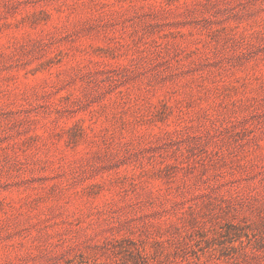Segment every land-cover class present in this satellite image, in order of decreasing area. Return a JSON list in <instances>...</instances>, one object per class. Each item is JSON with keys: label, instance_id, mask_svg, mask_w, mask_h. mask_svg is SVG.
Listing matches in <instances>:
<instances>
[{"label": "rangeland", "instance_id": "1", "mask_svg": "<svg viewBox=\"0 0 264 264\" xmlns=\"http://www.w3.org/2000/svg\"><path fill=\"white\" fill-rule=\"evenodd\" d=\"M0 264H264V0H0Z\"/></svg>", "mask_w": 264, "mask_h": 264}]
</instances>
